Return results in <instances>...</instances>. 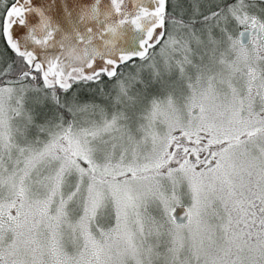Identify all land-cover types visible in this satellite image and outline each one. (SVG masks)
I'll use <instances>...</instances> for the list:
<instances>
[{"label":"snow or ice","instance_id":"1","mask_svg":"<svg viewBox=\"0 0 264 264\" xmlns=\"http://www.w3.org/2000/svg\"><path fill=\"white\" fill-rule=\"evenodd\" d=\"M0 264H264V0H0Z\"/></svg>","mask_w":264,"mask_h":264}]
</instances>
